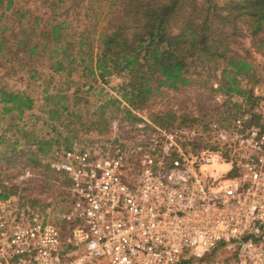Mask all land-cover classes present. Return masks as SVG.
<instances>
[{"label":"built area","instance_id":"built-area-1","mask_svg":"<svg viewBox=\"0 0 264 264\" xmlns=\"http://www.w3.org/2000/svg\"><path fill=\"white\" fill-rule=\"evenodd\" d=\"M255 116L264 111L215 125L194 151L179 129H158L136 159L121 144L54 149L48 164L69 181L66 205L0 198V264H180L220 249L234 264H264V121Z\"/></svg>","mask_w":264,"mask_h":264},{"label":"rangeland","instance_id":"rangeland-1","mask_svg":"<svg viewBox=\"0 0 264 264\" xmlns=\"http://www.w3.org/2000/svg\"><path fill=\"white\" fill-rule=\"evenodd\" d=\"M5 1L0 0V42H3L0 50V192L17 190L11 197L17 196L19 203L37 199L41 208L48 202L52 209L66 205L69 181L53 177L49 180L51 173L45 167L50 153L58 147H70L76 142L91 149L121 144L136 159L138 147L143 152L150 151L148 142L161 136L158 129H179L182 132L177 138L182 147L194 151L211 143L215 125L232 127L235 115L254 112L257 108L264 111V34L252 36L242 21L233 48L254 63V74L242 81L249 89L246 96L220 92L217 80L205 73L207 84L195 82L179 92L166 90L150 106L134 109L119 91L127 77L114 73L102 78L97 70L90 73L89 61L83 63L78 52L82 36L87 39L83 51L98 46V31L105 25L103 15L109 10V0H14L9 10L4 8ZM213 1L222 7L233 0ZM101 11L103 14L99 17ZM25 12L27 15L22 17ZM37 17L40 25L34 29ZM58 22H63L64 27L60 42L53 41L49 35H38L42 27L50 30ZM23 35H28L31 43L50 41L41 57H29L18 47L17 39ZM56 43L64 46L72 43L70 58L62 49L57 53L48 51ZM71 58H77L73 71ZM83 58L88 59V55L84 54ZM58 60L64 63L61 71L52 67ZM2 90L29 96L34 101L32 109L22 114L15 109L4 113L7 104L1 101ZM250 92L255 98L252 107L251 101H247ZM62 105L69 109L63 111ZM52 109L61 112L51 114ZM129 112L137 119H132ZM165 113L175 115L169 124L162 126L153 121L156 115ZM263 121L260 117L257 123L254 117L252 123L263 124ZM50 141L48 152L39 150V147L47 149L46 143ZM26 170L31 175L27 176ZM190 264H234L233 254L220 249L191 258Z\"/></svg>","mask_w":264,"mask_h":264},{"label":"trees","instance_id":"trees-1","mask_svg":"<svg viewBox=\"0 0 264 264\" xmlns=\"http://www.w3.org/2000/svg\"><path fill=\"white\" fill-rule=\"evenodd\" d=\"M14 2L6 0L5 10L11 9ZM108 9L103 15L105 25L98 31V46H90L86 52L83 51L87 39L82 36L78 52L83 63L89 61L90 73L97 70L102 78L114 73L127 77L119 91L134 109L150 106L166 90L179 92L195 82L207 84L205 73L217 80V90L226 95L248 94L249 89L242 85V81L254 74V63L234 49L233 42L241 30V21L252 36L264 34V0H233L222 7L213 0H109ZM102 14L99 12V17ZM26 15V12L22 13V17ZM39 21L37 17L34 29L39 27ZM63 30V22H58L50 30L42 27L38 35H49L53 41L60 42ZM17 40L18 47L23 48L29 57H41L50 43L42 44L39 40L31 43L28 35ZM2 44L0 42V50ZM71 48L72 43L65 46L56 43L48 51L57 53L62 49L70 58ZM84 54L88 59L83 58ZM75 62L77 58L69 60L71 71ZM52 67L61 71L64 63L58 60ZM251 93L247 101H251L252 107L255 98ZM1 101L7 104L4 113L15 109L22 114L34 105L29 96L5 90L1 91ZM116 101L120 103L118 99ZM62 107L63 111L69 109L66 105ZM60 112L59 109L50 111L56 115ZM129 115L137 119L130 112ZM174 118V113H165L156 115L153 121L163 126ZM255 119L258 123L260 117L255 116ZM46 144L47 149L39 147V150L48 152L52 142ZM30 161L35 162L36 159L30 158ZM45 167L51 173L49 180L52 177L60 179L49 164ZM15 193L17 190L0 192V198L8 199ZM31 202L37 203V199H31ZM190 261L191 258L180 264H190Z\"/></svg>","mask_w":264,"mask_h":264}]
</instances>
